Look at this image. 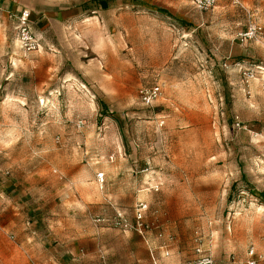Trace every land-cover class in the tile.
Here are the masks:
<instances>
[{
  "label": "rangeland",
  "instance_id": "rangeland-1",
  "mask_svg": "<svg viewBox=\"0 0 264 264\" xmlns=\"http://www.w3.org/2000/svg\"><path fill=\"white\" fill-rule=\"evenodd\" d=\"M260 68L264 0H0V264H264Z\"/></svg>",
  "mask_w": 264,
  "mask_h": 264
},
{
  "label": "built area",
  "instance_id": "built-area-1",
  "mask_svg": "<svg viewBox=\"0 0 264 264\" xmlns=\"http://www.w3.org/2000/svg\"><path fill=\"white\" fill-rule=\"evenodd\" d=\"M220 1H227L232 5L243 7V0H191V3L195 9L200 12L209 11L215 9ZM30 12L24 11L17 18V38L26 52H32L39 49L40 44L35 36L31 32ZM262 33V27L257 24H250L248 29L240 34V40L247 43L254 39H257ZM264 70L263 68H260ZM139 96L141 102L146 107H152L162 96L161 86L144 87L140 89ZM98 181L104 183L105 174H98ZM149 211L148 204L140 202L134 214V220L130 221L124 212L117 211L111 218H98L97 224H105L116 229H123L128 231H135L139 233L142 238L148 243L146 234L152 230V226L147 221V212ZM151 256L154 264H158L154 256L153 251L150 249ZM198 259L196 264H214V259L206 255L200 248L197 249ZM249 260L247 264H259V260L255 259V252L252 250L249 254Z\"/></svg>",
  "mask_w": 264,
  "mask_h": 264
},
{
  "label": "crops",
  "instance_id": "crops-1",
  "mask_svg": "<svg viewBox=\"0 0 264 264\" xmlns=\"http://www.w3.org/2000/svg\"><path fill=\"white\" fill-rule=\"evenodd\" d=\"M221 2V1H220ZM224 2H227V1H224ZM219 4V3H218ZM191 5H192V3H191ZM193 6V5H192ZM197 10V9H196ZM198 11V10H197ZM151 87H153V86H151ZM149 251H150V248H149ZM150 253V257H151V260L153 261V259H152V256H151V252H149Z\"/></svg>",
  "mask_w": 264,
  "mask_h": 264
}]
</instances>
